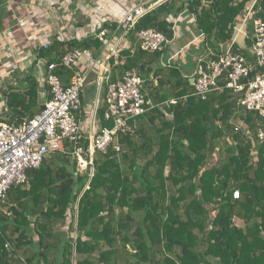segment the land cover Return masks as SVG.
<instances>
[{
	"label": "trees",
	"instance_id": "obj_1",
	"mask_svg": "<svg viewBox=\"0 0 264 264\" xmlns=\"http://www.w3.org/2000/svg\"><path fill=\"white\" fill-rule=\"evenodd\" d=\"M253 1L168 0L132 32L157 29L171 40L165 17L187 10L206 42L221 47ZM253 14L264 21V0ZM92 45L99 48L95 41L76 47ZM163 52L137 49L119 59V74L135 70L145 79L153 106L135 120L134 134L120 136V154L110 146L80 171L66 141L9 190L0 207V264H264L261 118L227 90L204 101L192 96L176 67L152 63Z\"/></svg>",
	"mask_w": 264,
	"mask_h": 264
},
{
	"label": "crops",
	"instance_id": "obj_2",
	"mask_svg": "<svg viewBox=\"0 0 264 264\" xmlns=\"http://www.w3.org/2000/svg\"><path fill=\"white\" fill-rule=\"evenodd\" d=\"M167 1L3 0L0 5V124H18L39 113L49 99L48 67L53 65L54 72L63 68L61 59L67 52L80 49L76 46L84 41H95L99 48L92 45L88 49L96 63L82 59L74 67L82 72L91 71L77 114L83 140L88 141L90 136L105 127L99 113L102 108L97 107L101 101L100 98L97 100L96 82L105 77L120 80L122 74L116 67L123 52L132 54L133 50L134 53L137 51V39L132 31L124 35L122 31L116 33L120 40L114 54L109 52L99 35L105 31L104 39H109L127 10L144 6L149 12ZM255 3L256 0L247 5L237 17L231 40L221 47L206 42L204 34L196 27L195 16L187 10L167 15V29L172 32V39L152 63L163 69L176 67L192 85L199 57L216 56L229 48L250 57L254 40L252 29L257 21L253 14ZM113 42L110 39V45ZM56 44L63 47L55 50ZM46 51L49 52L42 54ZM67 71L70 73L68 77L65 74L58 76L64 86L70 84L73 76L72 71Z\"/></svg>",
	"mask_w": 264,
	"mask_h": 264
},
{
	"label": "built area",
	"instance_id": "obj_3",
	"mask_svg": "<svg viewBox=\"0 0 264 264\" xmlns=\"http://www.w3.org/2000/svg\"><path fill=\"white\" fill-rule=\"evenodd\" d=\"M148 10L144 6L127 10L109 39H104L105 31L99 35L110 53L114 54L118 47L120 39L116 33L122 31L124 35L134 31ZM253 28L250 57L229 48L219 55L197 59L192 96L204 101L215 91L227 90L238 97V106L245 113H253L264 120V21H255ZM135 35L136 49L147 53L163 52L169 43L165 34L157 29H141ZM110 39L114 41L113 45H110ZM82 59H88L91 64L97 61L91 50L77 48L61 59V66L73 72L67 86L54 74V66L48 67L46 84L50 98L39 113L18 124H0V207L9 190L25 185L27 172L38 169L49 152L63 151L64 143L70 142L79 170L84 171L92 165L95 153H104L110 146L119 152L120 136L134 134L135 120L153 107L147 99L145 79L137 71H128L113 83L108 77L98 79L97 100L100 98L101 104L97 107L104 109V121L111 126L94 133L88 139L87 148L82 147L77 114L91 72L74 69ZM175 102L170 101L171 104ZM257 138L264 142V130L258 131ZM238 198L239 192L235 191L233 199Z\"/></svg>",
	"mask_w": 264,
	"mask_h": 264
},
{
	"label": "rangeland",
	"instance_id": "obj_4",
	"mask_svg": "<svg viewBox=\"0 0 264 264\" xmlns=\"http://www.w3.org/2000/svg\"><path fill=\"white\" fill-rule=\"evenodd\" d=\"M145 89H146V87H145ZM241 110H239L238 111V113L240 112ZM168 117V119H170V117L169 116H167ZM258 125H264V120L263 119H260V120H258L257 122H256ZM116 153H118V154H120L121 153V150L119 151V152H116ZM213 157V158H212ZM216 157L217 156H215L214 157V155L213 156H210L209 157V159H208V161L212 164V163H215V162H212V160L213 161H215L216 160ZM3 210V209H2ZM70 222V218L68 219V223Z\"/></svg>",
	"mask_w": 264,
	"mask_h": 264
},
{
	"label": "water",
	"instance_id": "obj_5",
	"mask_svg": "<svg viewBox=\"0 0 264 264\" xmlns=\"http://www.w3.org/2000/svg\"><path fill=\"white\" fill-rule=\"evenodd\" d=\"M252 34H253V37H254V28L252 29Z\"/></svg>",
	"mask_w": 264,
	"mask_h": 264
}]
</instances>
